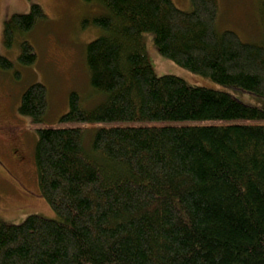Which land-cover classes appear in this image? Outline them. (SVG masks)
<instances>
[{"label":"trees","instance_id":"16d2710c","mask_svg":"<svg viewBox=\"0 0 264 264\" xmlns=\"http://www.w3.org/2000/svg\"><path fill=\"white\" fill-rule=\"evenodd\" d=\"M82 1L103 11L85 64L104 99L85 110L71 93L68 111L44 126L46 88L22 93L39 192L57 219L0 222V264H264V109L157 77L142 35L178 66L261 98L264 38L218 31L217 0H189L190 11L172 0ZM43 17L37 5L11 17L6 46ZM18 59L35 62L28 42ZM11 67L0 56V69ZM96 125L88 147L84 127Z\"/></svg>","mask_w":264,"mask_h":264},{"label":"rangeland","instance_id":"374dc122","mask_svg":"<svg viewBox=\"0 0 264 264\" xmlns=\"http://www.w3.org/2000/svg\"><path fill=\"white\" fill-rule=\"evenodd\" d=\"M177 8L190 11L189 0H172ZM37 5L43 18L34 28L18 35L10 46L3 38L5 23L13 16L26 15ZM216 28L232 31L244 42L259 43L264 38L261 13L264 0H217ZM102 9L82 0H0V56L11 62L8 70L0 69V222L20 224L30 215L56 220V214L41 197L36 169L34 147L36 132L31 120L18 113L22 93L33 84L46 88L48 107L42 125L50 126L68 111V97L76 93L85 110L100 104L104 96L93 92L89 85L85 51L89 43L103 31L91 23ZM83 22H87L83 24ZM145 56L157 77L174 76L188 85L218 89L229 93L240 102L264 109V98L248 94L234 87L221 86L211 79L195 74L163 57L151 40L143 34ZM28 42L36 55L33 64L19 62L20 43ZM100 126H86L88 147L91 137ZM20 139L24 156L18 166L13 159L7 132ZM11 133V132H10ZM83 147L86 151V140Z\"/></svg>","mask_w":264,"mask_h":264},{"label":"flooded vegetation","instance_id":"af4514ba","mask_svg":"<svg viewBox=\"0 0 264 264\" xmlns=\"http://www.w3.org/2000/svg\"><path fill=\"white\" fill-rule=\"evenodd\" d=\"M11 132V133H10ZM7 132V135L9 136V140H10V146H11V153L14 159V162L21 167L22 163H23V153H22V149H21V144H20V139L18 140L15 133L10 131Z\"/></svg>","mask_w":264,"mask_h":264}]
</instances>
